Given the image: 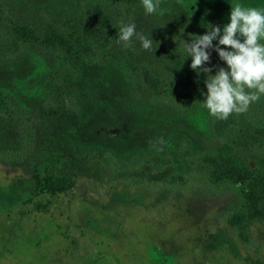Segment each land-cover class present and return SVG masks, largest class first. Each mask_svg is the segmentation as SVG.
Masks as SVG:
<instances>
[{
  "label": "rangeland",
  "instance_id": "374dc122",
  "mask_svg": "<svg viewBox=\"0 0 264 264\" xmlns=\"http://www.w3.org/2000/svg\"><path fill=\"white\" fill-rule=\"evenodd\" d=\"M7 2L16 18L38 27L87 22L83 9L93 2L122 5V21L153 45L122 46L114 30L112 50L161 76L170 53L184 57L183 38L217 25L216 7H264V0H191L193 13L180 0H161L146 15L140 0ZM212 65L223 66L214 51ZM73 69L48 50L0 58V99L17 104L0 114V264H264V221L228 223L243 211L253 178L264 176V147L240 152L238 181L211 185L193 158L218 144L207 109L159 102L106 55ZM57 85L66 93L55 94ZM53 106H61L57 114ZM250 107L264 114V96ZM48 173L71 188L33 192Z\"/></svg>",
  "mask_w": 264,
  "mask_h": 264
},
{
  "label": "trees",
  "instance_id": "16d2710c",
  "mask_svg": "<svg viewBox=\"0 0 264 264\" xmlns=\"http://www.w3.org/2000/svg\"><path fill=\"white\" fill-rule=\"evenodd\" d=\"M86 3V0H83ZM189 12L197 13L199 9L191 0H180ZM233 5L225 3L215 9L219 15L217 25L227 22L228 13ZM122 5L99 4L93 2L83 9L87 22L78 20L76 25L34 26L13 15L7 0H0V58L5 55H19L26 49L48 50L56 52L64 61L69 74H74V65L82 61L95 60L99 55H106L115 64L123 66L135 82L148 86L150 95L159 102L171 100L177 109L201 107L206 91L203 80L205 76L197 74L189 67L188 61L180 54H169L166 58V72L159 75L154 67L142 65L139 70L132 60L121 51L112 50L111 34L117 30L123 16ZM69 23V22H68ZM69 24H73L70 22ZM63 86L68 84V74L60 71ZM57 95L66 91L60 85L54 88ZM0 99V114L10 109V104L17 105L11 96ZM61 106L50 107L57 114ZM52 114V115H54ZM208 126L215 138L214 150L198 152L193 156L198 165L203 167L207 181L214 186L238 181L243 172L238 166L240 152L264 147V114L253 110L250 105L243 113H233L225 120L210 116ZM150 162H146L149 164ZM164 166L160 163L156 171ZM71 188L66 178L52 177L49 173L44 179H36L33 192L50 196L63 193ZM4 194L0 192V198ZM45 204H35L41 208ZM264 221V176L256 175L247 186L243 211L228 219L231 225ZM244 239L245 235L241 234Z\"/></svg>",
  "mask_w": 264,
  "mask_h": 264
},
{
  "label": "clouds",
  "instance_id": "9594fccd",
  "mask_svg": "<svg viewBox=\"0 0 264 264\" xmlns=\"http://www.w3.org/2000/svg\"><path fill=\"white\" fill-rule=\"evenodd\" d=\"M140 3L144 13L150 15L157 11L161 0ZM202 26L206 29L203 34L180 41L182 53L184 60L190 58L189 67L197 76L205 74L201 107L210 116L225 120L233 113L246 112L251 103L264 96V7L236 3L226 23L218 26L208 22ZM133 39L142 49H152V37L138 32L134 22L121 21L115 42L127 46ZM213 51L223 66H209Z\"/></svg>",
  "mask_w": 264,
  "mask_h": 264
}]
</instances>
